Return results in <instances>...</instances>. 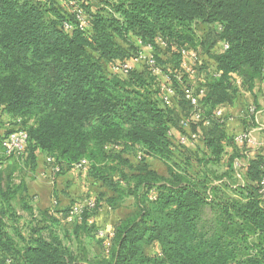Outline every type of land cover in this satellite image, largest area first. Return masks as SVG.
Wrapping results in <instances>:
<instances>
[{
	"label": "trees",
	"instance_id": "1",
	"mask_svg": "<svg viewBox=\"0 0 264 264\" xmlns=\"http://www.w3.org/2000/svg\"><path fill=\"white\" fill-rule=\"evenodd\" d=\"M70 1L0 0V143L27 131L18 157L33 171L40 155L54 174L60 168L58 175L89 161L85 171L101 190L92 209L67 222L71 236L82 239L84 231L93 238L100 226L91 218L103 206L121 210L128 200L132 210L113 235L99 236L107 253L92 259L53 227L46 226L47 236L39 228L25 235L13 205L25 184L0 182V264H264V156L247 160L240 173L235 161L246 157L248 143L226 131L225 113L214 114L244 92L257 97L259 84L264 93V0H75L84 28ZM147 45L165 71L164 59L181 68L183 48L198 52L196 84L205 91L200 106L210 124H193L188 135L197 133L202 146L172 135L173 128L186 133L180 121L193 110L178 81L166 106L145 63L127 75L112 71ZM224 141L234 152L220 172ZM151 159L161 160L166 173ZM23 209L36 218L31 206ZM71 209L58 212L67 218ZM154 245L160 252L149 254Z\"/></svg>",
	"mask_w": 264,
	"mask_h": 264
},
{
	"label": "crops",
	"instance_id": "2",
	"mask_svg": "<svg viewBox=\"0 0 264 264\" xmlns=\"http://www.w3.org/2000/svg\"><path fill=\"white\" fill-rule=\"evenodd\" d=\"M135 65H137V63H133V66ZM255 94H257V97H254V95L250 92H244L241 100L238 101L235 106L228 105L225 108V114L227 115L226 131L229 134H238L243 132L247 126L248 132H250L252 136V141L247 144L246 148H243L244 156H246L242 158V160L246 162L244 166H248L247 160L253 159L259 154L264 156V93L262 91L261 84L258 85L257 89L255 90ZM250 102L255 103L257 109L255 105H251ZM248 107L250 109L249 112L247 111ZM254 107L256 109L255 113ZM254 114L255 120H251V117ZM183 130L186 133L176 128L172 129V135L179 143L180 138L184 134L188 135L191 131L190 128ZM198 131L201 132L199 128ZM223 143L225 146V153L223 157L226 162L230 155L233 154L234 148L233 146L227 144L226 141ZM202 144L203 143L198 139L190 140L185 143V145L193 149H196L198 146H202ZM238 161L241 160L236 159L235 163L238 164ZM40 163H44V165L43 167L39 166V170L36 174H40V176L46 180H44V185L40 184L42 188L36 189L33 192V202L35 205L44 204L47 206L51 205L50 207H55V196H57L59 200L62 201L59 206H62L64 203L69 205L75 200L81 201L78 200L80 196L83 198L88 196V199L93 200V198H95L98 192L101 190V184L95 182L85 170L81 171L72 168L63 174L58 175L51 171L45 156L40 155L39 164ZM121 218L122 216L118 214V210H112L108 206H103V208L100 209L99 212L93 218H91V220L95 221L96 224H98L102 229H105L107 235H112L114 234L115 225ZM147 252L149 254H158L160 252V246L154 245L148 248Z\"/></svg>",
	"mask_w": 264,
	"mask_h": 264
},
{
	"label": "built area",
	"instance_id": "3",
	"mask_svg": "<svg viewBox=\"0 0 264 264\" xmlns=\"http://www.w3.org/2000/svg\"><path fill=\"white\" fill-rule=\"evenodd\" d=\"M70 4L74 6V12L77 16L79 21V25L81 28H84L87 25V20L84 15L82 8L77 4L75 0L70 1ZM66 28L70 29L71 26L66 23ZM160 43L165 45L164 41L159 39ZM229 47L228 44L225 45L227 49ZM181 54L183 56V60L181 62L180 69H168L165 71L157 62V59L153 53L152 45H147L145 50L140 52V54L133 58L130 62H116L112 65V71L116 74L127 75L133 69V63H145L149 70L151 71L152 75L155 77L156 82L160 88V95L162 98L163 103L166 106H171L174 97L178 95L175 80L178 81L180 85H182L183 94L185 99L189 102L192 106L193 110L190 114L184 116L181 121L180 125L184 129H189L193 124H199L203 121V124L209 125L210 119L204 117V111L201 109L200 100L205 95V91L203 88H198L196 81L193 84H187L184 82V76L188 75L191 80L197 79L196 77V70L194 64L196 61L199 60V54L195 50H187L185 48L182 49ZM224 109L218 108L215 111V116L222 117L224 115ZM199 136L197 133H191L190 135L184 134L180 138V143L185 144L190 140L197 139ZM29 135L28 132L25 130H17L12 132L6 139L3 141V148L8 155L20 156L22 155L28 145ZM235 140L243 144L245 142L250 143L252 141V136L250 132H241L239 133ZM142 153H139L138 157L140 158ZM48 161H53L52 158H48ZM89 166V161L86 159L81 160L77 164L74 165V168L77 170H86ZM2 165L0 163V169ZM53 171L55 173L60 171V168L54 167ZM262 193L264 194V177L262 180ZM57 204V202H56ZM86 206L93 208L95 203L93 200H86L85 203L81 202L80 205L75 204L71 211L68 214V220H79L81 219L82 213ZM99 235L102 237L108 236L105 230H100ZM113 235V234H112Z\"/></svg>",
	"mask_w": 264,
	"mask_h": 264
},
{
	"label": "rangeland",
	"instance_id": "4",
	"mask_svg": "<svg viewBox=\"0 0 264 264\" xmlns=\"http://www.w3.org/2000/svg\"><path fill=\"white\" fill-rule=\"evenodd\" d=\"M200 30L207 32V29H205L204 26L200 27ZM203 55V54H202ZM206 58V57H205ZM164 67L170 68V69H176L178 68V64L176 65L174 62H170L167 59H164L163 62L161 63ZM195 81L198 83V81H202L201 79H195ZM188 82L192 83V80H188ZM251 105H256L255 103H251ZM181 105H183V109L185 111H189L190 108L188 105H186L185 102H183ZM255 108V107H254ZM5 129H9L8 127H4ZM12 130V129H10ZM141 153V152H140ZM239 163L236 164L235 163V167L238 169V171L241 173L242 169L245 168L244 164L246 163L245 161L241 160L238 161ZM0 163L2 165V168L0 169V182L6 186V184L8 182H11L14 185H20L22 182L25 184V190H23L22 194L18 195L16 197V199H14L13 205L14 207L17 209V211L19 212V216H21V222L24 224V228L22 231H24L23 233L26 235L27 230L30 228H39V231L43 233V235L47 236L48 235V231L46 226L49 227H53L54 232L56 235L60 236L61 238H64V240L66 241L67 244H69L71 247H83L82 249H84L90 256V258L93 259L94 258H103V253L106 254L107 253V246L105 241L101 242V239L99 238V232L95 231V234H93V238L89 237L87 232H82L81 234L83 235L82 239L76 236H71L70 234H68V227H70V225H68L67 222L72 223L76 220L73 221H69L68 218H63V215L60 213L61 211L66 210L69 207H73L76 203L78 205L81 204V202L85 203V200H88V196H86V198L83 197H79L78 200H81L80 202L78 201H74L71 205H66L65 203L62 206H59V204L62 202L59 200V198L57 196L54 197L55 201V207H50L51 205L47 206V205H39V204H34L33 202V192L36 189L42 188L41 185H44L46 180L45 178H43L42 176H40V174H36L37 171L39 170V166L44 165V163H38L37 165V169L36 171H33L32 169L29 168V165L25 163L24 160L20 159V157L18 156H12V155H8L6 153V151L4 150V148L2 147L1 143H0ZM151 163L152 166L159 170L160 173L164 174L166 173V166L164 165V163L159 160V159H151ZM226 167V162L224 160V164L221 165L220 168V172L224 171V168ZM41 184V185H40ZM56 202H58V205L56 204ZM50 203V200H49ZM25 204H28L29 206H31V208H33V210H35V214H36V218H33L29 212L25 211L23 209V206ZM74 204V205H73ZM52 208V209H51ZM126 208V209H125ZM125 208H122L121 210H118V214L120 216L125 215L126 213H128L130 210H132V202L126 200L125 201ZM51 209V210H50ZM86 209H92L89 206H86ZM85 209V210H86ZM50 210L51 213L53 215V217L47 218V220H45L44 218V214H46V212ZM58 210L60 212H58ZM71 211V210H70ZM68 217V216H67ZM57 219L58 222L53 223V219ZM51 222L52 225H49L48 223ZM27 227V228H25ZM100 230H105L102 229L100 227ZM29 232V230H28ZM72 232V229H71ZM100 242V243H99Z\"/></svg>",
	"mask_w": 264,
	"mask_h": 264
}]
</instances>
